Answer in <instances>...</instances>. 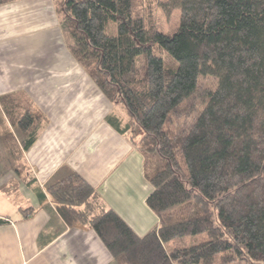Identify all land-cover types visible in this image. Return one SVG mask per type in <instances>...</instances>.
<instances>
[{
    "label": "trees",
    "instance_id": "obj_1",
    "mask_svg": "<svg viewBox=\"0 0 264 264\" xmlns=\"http://www.w3.org/2000/svg\"><path fill=\"white\" fill-rule=\"evenodd\" d=\"M145 1L61 0L58 12L70 55L124 108V131L143 134L162 161L150 178L144 169L158 226L139 236L72 169L43 194L66 225L94 232L116 264H264V0ZM175 12L166 31L158 13L170 21ZM15 100H0L15 128L0 148L13 168L47 119ZM185 104L196 115L178 133L173 116ZM199 234L207 240L175 246Z\"/></svg>",
    "mask_w": 264,
    "mask_h": 264
},
{
    "label": "crops",
    "instance_id": "obj_2",
    "mask_svg": "<svg viewBox=\"0 0 264 264\" xmlns=\"http://www.w3.org/2000/svg\"><path fill=\"white\" fill-rule=\"evenodd\" d=\"M60 3L17 0L0 6V100L23 96L32 112L47 118L23 153L35 178L19 180L24 203L12 215L0 207V217L8 219L0 226V264H116L94 232L66 225L43 194L62 168L85 179L139 236L157 223L145 205L152 188L142 154L127 140L124 110L114 109L69 54ZM6 176L0 188L11 178ZM27 209L32 212L26 217Z\"/></svg>",
    "mask_w": 264,
    "mask_h": 264
},
{
    "label": "rangeland",
    "instance_id": "obj_3",
    "mask_svg": "<svg viewBox=\"0 0 264 264\" xmlns=\"http://www.w3.org/2000/svg\"><path fill=\"white\" fill-rule=\"evenodd\" d=\"M150 1H152V2H150ZM150 1H145L144 6H147V4H149L148 6H152L155 3L154 0H150ZM158 16L162 17L163 23H164L163 27H165L166 31L174 29L176 27L177 21L179 19V18H177V16H178L177 12H175V14H173L172 16H169L170 21H168V19L164 15H162L161 13H158ZM67 42H68V40L64 39L65 45ZM162 56H163V59L166 63V60H168L167 56L165 54H163ZM141 64H142V61L140 60L137 65H139V67H141L142 66ZM211 82L212 81L209 79H203V81L201 82V85L203 88L204 87L206 88V87L211 86ZM25 101L26 100H24L23 102H25ZM24 104L26 105V108L31 109L28 102H25ZM110 104H112L113 107L115 106L114 107L115 110H120V109L122 111L124 110V108H122L120 104H115L113 102L112 103L110 102ZM196 104L199 106L198 102H196ZM188 108H189L188 104L181 106V110L178 112V114H175V116H173L174 130H177L178 133L181 131V129L183 127L188 126L196 115V112L191 113V115L188 114L187 113ZM0 111L2 112L1 109H0ZM23 111H25V108H24V110L20 111L19 113L21 114ZM37 112H38V110H37ZM124 113L126 116L125 110H124ZM10 122H11L10 118L8 119L6 116L0 115V148H1V146H3V144H5L8 141L6 138L7 135L14 134L15 128L10 125ZM125 122H127V116H126ZM128 133H129V135L127 136V140L129 141V143L132 144V146L134 148H137L139 150L140 154L143 153L146 157V163L144 164L145 166H143V162H142V166H143V171L145 169L146 176L148 178H150L151 175H153L154 171L159 170V168L161 166H163L162 161L160 159H158L157 157H154L153 154H151L152 153V147L151 146L153 145V143L148 142V140L141 141V139L143 138V134L139 133V134L134 135V134H132V132H129V131H128ZM22 156H23V154H21V157ZM16 159H18V157ZM23 160H24V162L22 161V162L17 163L16 168L15 167L13 168L12 166H8L9 163L5 159L3 150L0 149V165L5 169L6 175L9 174L11 177L7 181H5L3 186L0 188V193L3 194V195L2 194L0 195V202H1L0 207H1L2 211L9 212L8 214H11V215L13 214V210H15L14 209L15 206L17 207V206L22 205L24 203V199L22 197V194L19 193V191H18L19 183L21 181L25 183V181H31V180L35 179L34 173H32V171L29 169V167L26 166L25 159H23ZM14 166H15V164H14ZM15 170H17V173ZM19 180H20V182H19ZM145 205H146V201H145ZM5 210H7V211H5ZM155 226L156 227L158 226V221L151 228H153ZM206 240H207V237L205 234H199V235H196L195 237H185L182 239H177V240H175L174 243H175L176 247H185V246H193V245H196L197 243L204 242ZM214 263L219 264L218 259H216L214 261Z\"/></svg>",
    "mask_w": 264,
    "mask_h": 264
}]
</instances>
